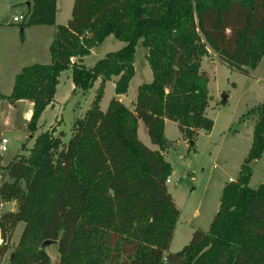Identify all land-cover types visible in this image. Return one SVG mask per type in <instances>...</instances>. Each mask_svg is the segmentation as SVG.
<instances>
[{"label":"trees","instance_id":"obj_1","mask_svg":"<svg viewBox=\"0 0 264 264\" xmlns=\"http://www.w3.org/2000/svg\"><path fill=\"white\" fill-rule=\"evenodd\" d=\"M55 14L56 0H31L25 24L55 28L51 60L23 66L7 97L32 103L29 137L62 71L71 70L73 92L98 85L67 141L51 126L26 156L1 166L0 204L15 207L0 215V258L21 222L7 264H52L45 240L56 241L54 264H264V181L248 185L250 164L264 151V100L245 113L253 121L251 144L236 179L222 186L208 228L196 229L177 252L168 251L179 210L167 190L171 165L162 154L170 146L165 120L192 145L198 130L212 127L204 115L209 75L201 67L210 51L243 74L264 56V0H73L65 24L56 25ZM108 35L124 45L90 67L82 64ZM139 40L152 79L138 85L129 109L118 95L134 74ZM109 80L115 95L101 110ZM138 120L158 149L138 139Z\"/></svg>","mask_w":264,"mask_h":264},{"label":"rangeland","instance_id":"obj_2","mask_svg":"<svg viewBox=\"0 0 264 264\" xmlns=\"http://www.w3.org/2000/svg\"><path fill=\"white\" fill-rule=\"evenodd\" d=\"M30 2L31 0H0V137L8 141L7 150L0 152L1 165H5L15 155L26 156L34 138L51 126L56 132L62 131L63 140L67 141L74 119L89 107L98 85L96 80L87 90L76 89L73 92L71 70L62 71L58 77L53 101L42 111L37 130L29 137L24 103L13 105L7 97L13 87L16 73L24 65L42 64L37 61L44 59L50 62L49 44L55 29L54 25L25 24ZM72 4L73 0H56V25L68 21ZM19 15L23 16L24 20L13 22V16ZM40 28H43V31H40ZM123 45L124 42L108 35L93 47L81 62L90 67L105 53L115 51ZM146 53L147 49L139 40L133 54L134 74L126 93L119 99L129 109L133 107L138 85L148 83L152 79ZM201 67L209 75L210 98L204 115L212 121L211 129L198 130L192 145L190 140L181 136L175 122L166 120L164 123L163 135L170 146L162 154L171 165V176L168 177L166 186L179 210L169 252L179 251L189 242L196 229L208 228L218 208L222 186L229 178L236 179L240 164L251 144L253 121L251 116L245 113L264 100V56L254 69H249L248 74L227 67L219 62L211 51L203 58ZM114 95V83L109 80L105 83L99 102L101 110L107 108ZM222 95L226 96L225 100ZM136 134L148 148H158L149 140L141 120H138ZM250 167L248 185L255 188L264 181V151L259 159L251 162ZM22 228L23 224L19 222L12 233L10 250L17 243ZM45 250L54 264L58 257L56 244L46 247ZM9 251L0 258V264H7Z\"/></svg>","mask_w":264,"mask_h":264},{"label":"water","instance_id":"obj_3","mask_svg":"<svg viewBox=\"0 0 264 264\" xmlns=\"http://www.w3.org/2000/svg\"><path fill=\"white\" fill-rule=\"evenodd\" d=\"M28 5V4H27ZM226 96L222 95V99L225 100ZM14 210V204L12 202H3L0 204V215L4 212H10ZM56 244L55 240H45L42 242V246L43 247H48L51 245ZM160 253L159 250L155 251V257H157V255Z\"/></svg>","mask_w":264,"mask_h":264},{"label":"crops","instance_id":"obj_4","mask_svg":"<svg viewBox=\"0 0 264 264\" xmlns=\"http://www.w3.org/2000/svg\"><path fill=\"white\" fill-rule=\"evenodd\" d=\"M28 5H29V3H28ZM40 31H43V28H40L39 29ZM39 30H38V32H39ZM53 33H54V31H53ZM52 36H53V34H52ZM51 40H52V37H51ZM51 42V41H50ZM33 60H35V59H33ZM40 60H43V59H40ZM50 60H51V58H50ZM30 62H34V61H30ZM37 62H42V64H47V62H48V59H44L43 61H37ZM49 63V62H48ZM31 64H33V63H31ZM25 66V65H24ZM1 95V94H0ZM122 95H118V99H120V97H121ZM27 101V102H26ZM12 103V102H11ZM24 103V105H25V107H26V117L28 118V120H29V117H30V115H31V107H32V103L30 102V101H28V100H18V101H15V102H13V105H19V104H23ZM27 120V121H28ZM165 122H166V120H165ZM27 124V123H26ZM158 149V148H157ZM170 176H171V174H170ZM169 176V177H170ZM230 180V178L228 179V181Z\"/></svg>","mask_w":264,"mask_h":264},{"label":"built area","instance_id":"obj_5","mask_svg":"<svg viewBox=\"0 0 264 264\" xmlns=\"http://www.w3.org/2000/svg\"><path fill=\"white\" fill-rule=\"evenodd\" d=\"M24 17L23 16H13L12 21L13 22H20L23 21ZM7 145H8V141L6 138L4 137H0V152H4L5 150H7ZM2 165L0 164V179L2 177L3 174V168L1 167ZM169 181V178L166 180V183Z\"/></svg>","mask_w":264,"mask_h":264}]
</instances>
